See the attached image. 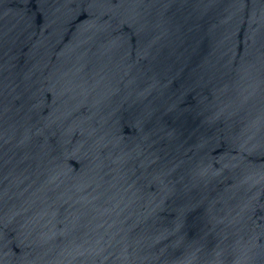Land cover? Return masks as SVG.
I'll return each instance as SVG.
<instances>
[{"label": "water", "instance_id": "95a60500", "mask_svg": "<svg viewBox=\"0 0 264 264\" xmlns=\"http://www.w3.org/2000/svg\"><path fill=\"white\" fill-rule=\"evenodd\" d=\"M0 264H264V0H0Z\"/></svg>", "mask_w": 264, "mask_h": 264}]
</instances>
